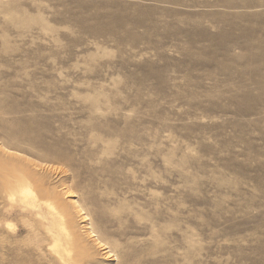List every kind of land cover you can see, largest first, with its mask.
I'll use <instances>...</instances> for the list:
<instances>
[{
	"label": "rangeland",
	"instance_id": "374dc122",
	"mask_svg": "<svg viewBox=\"0 0 264 264\" xmlns=\"http://www.w3.org/2000/svg\"><path fill=\"white\" fill-rule=\"evenodd\" d=\"M0 136L79 231L37 264H264V0H0Z\"/></svg>",
	"mask_w": 264,
	"mask_h": 264
},
{
	"label": "bare ground",
	"instance_id": "6f19581e",
	"mask_svg": "<svg viewBox=\"0 0 264 264\" xmlns=\"http://www.w3.org/2000/svg\"><path fill=\"white\" fill-rule=\"evenodd\" d=\"M14 135L16 137H18V135H16V133ZM1 136H0V138H1ZM2 139H3V137H2ZM11 140H13V139H11ZM3 141H4V139H3ZM3 141L0 140V217L7 219V220L10 218H13V219L19 218L20 220L16 224L10 223L9 221L5 225H2L0 223V232L2 233L3 229L7 228V230H6L8 233L7 235L12 239V242H14V245L8 246V244H7V246L2 245V247L7 248V252H10L12 254V257L8 260L9 264H37V261L40 259V257L38 258V260L36 258V257H38L37 256L38 253L41 254V252L44 251V249L48 245H50L52 243V241H54V240L58 241L61 233L65 236V238H68L71 240H76L77 233L79 231L76 233V227L77 226L75 227L74 226L75 223L69 222V220H71V219H72V221H74L73 220L74 217L72 218V216L70 215V213L68 211L69 208H66V207H71V206H69V204L64 205L62 199L60 198L61 195L60 196L54 195L55 192L57 191L56 190L57 188L56 189L54 188L56 190V191H54L53 187L50 185V188L52 187V190L54 191V193H53V191L51 192V190L49 189L50 183L48 184V186L46 185V182L49 180L45 181L44 177H37L38 173L35 169H33L34 167H36L35 166L36 163H34V162L32 163V165L34 166L32 169H30V168L24 169V168H22L23 166L18 167L20 165V164H17L18 162H16V165H15V161H11V162L7 161L6 155L7 156L9 155L7 150L11 151V149H9V147H8L11 144L10 143L6 144ZM13 142H15V141H13ZM10 148H12V146ZM11 152H15V151L12 150ZM16 153H18V151ZM20 158H22V157H20ZM28 161H29V159H28ZM29 163H31V162H29ZM9 164H10V166L6 167V165H9ZM67 193H68V189H67ZM65 194L66 193H64V196H65ZM67 196H66V198H67ZM73 202H75V201H73ZM73 202L71 204L72 206H73ZM65 204H67V202ZM74 205H75V203H74ZM78 210H79V208H78ZM78 212L80 213L81 221L84 223V225H81V226H86L85 224L88 223V219H89L88 216L81 209L79 211H77V214H78ZM56 216L59 217L58 220L56 219ZM56 224H58V227H60L59 231L55 230ZM29 226H30V228L32 227V229L35 227V229L39 232H36V231H34V232L39 233L40 236H38V238H36V240L33 241L34 243L31 242L32 244H30V245L27 244L28 246L25 245L26 247L24 248V246L21 245L20 237H22L24 233L31 232V231H29V229H27V227H29ZM90 227L91 226L86 227L89 230L83 228V229H85L84 232L88 231L89 237H92L93 234H94V236H97V235H95L96 233H94L95 230L90 228ZM32 229H30V230H32ZM26 237H29V236H26ZM92 238H90L89 240L91 241ZM79 239H83V237H81V238L79 237ZM96 239H97L96 241L98 242V238H96ZM96 241H95V243H96ZM28 242H30V241H28ZM77 242H79V241H77ZM98 243H97V245H98ZM79 244L80 243H78V245ZM83 246H85V245H83ZM82 250H85V247ZM86 250H87V248H86ZM84 252L85 251H83V253H81V250H80L81 255H79V256H82V254H84ZM101 252H102V250H101ZM105 252L107 253V251H105ZM47 254L49 255V253H47ZM77 254H78V251H77ZM77 254L75 253L76 256H77ZM42 255L44 257L46 256L45 254H42ZM75 255H73V257H76ZM84 255H83V257H78V259L84 258ZM48 257L49 256H47V258ZM53 258H54V256H53ZM50 259H49V263H50V261H52ZM74 259L76 260V258H74ZM81 260L82 259L78 260V262L80 263ZM4 262H6V260H4Z\"/></svg>",
	"mask_w": 264,
	"mask_h": 264
}]
</instances>
